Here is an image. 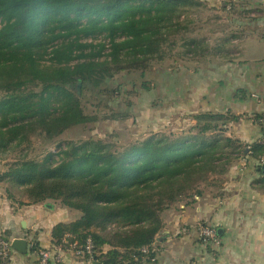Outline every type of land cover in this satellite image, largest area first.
Returning <instances> with one entry per match:
<instances>
[{
    "label": "trees",
    "instance_id": "obj_1",
    "mask_svg": "<svg viewBox=\"0 0 264 264\" xmlns=\"http://www.w3.org/2000/svg\"><path fill=\"white\" fill-rule=\"evenodd\" d=\"M201 4L204 0H0V154L28 144L34 133L51 138L96 120L84 112L80 95L102 93L116 73L142 72L150 60L162 59L182 10ZM224 35L191 36L181 44L183 54L230 59L236 45L227 40L237 34ZM128 116L123 111L110 117ZM190 117L194 123L179 133H150L124 147L89 137L65 141L38 160L24 153L6 164L0 184L24 191L26 200H16L6 188L7 198L19 205L55 200L80 212L78 219L53 227L56 246L64 239L83 244L90 238L100 264H138L153 255L141 248L156 242L164 209L200 193L202 184L221 180L247 152L264 166L259 140L244 144L225 134L239 116L201 111ZM104 245L110 249L103 252Z\"/></svg>",
    "mask_w": 264,
    "mask_h": 264
},
{
    "label": "crops",
    "instance_id": "obj_2",
    "mask_svg": "<svg viewBox=\"0 0 264 264\" xmlns=\"http://www.w3.org/2000/svg\"><path fill=\"white\" fill-rule=\"evenodd\" d=\"M206 1L220 3L225 11L231 4L229 14L243 15L230 23L235 33L239 30L227 40L236 49L230 59H219V68L191 70L186 85L190 83L191 93L177 97L176 112L187 114L190 126L191 114L229 111L239 119L228 123L225 134L251 144L261 136L257 119L264 112V0ZM243 27L254 29L243 34ZM184 86L182 93L187 92ZM258 163L247 152L231 163L221 180L202 184L200 193H189L164 209L163 227L155 238L156 258H143L138 264H264V166L261 169ZM79 217V211L55 200L19 205L0 191V232L11 241L26 242L11 247L4 264H36L37 248L55 245L53 227ZM200 224L215 228L217 243L199 237ZM109 249V245L102 247L103 252ZM62 257L60 264H92L66 247Z\"/></svg>",
    "mask_w": 264,
    "mask_h": 264
},
{
    "label": "rangeland",
    "instance_id": "obj_3",
    "mask_svg": "<svg viewBox=\"0 0 264 264\" xmlns=\"http://www.w3.org/2000/svg\"><path fill=\"white\" fill-rule=\"evenodd\" d=\"M236 16L243 15L237 12L229 14L227 10H221L220 3L213 1L204 0L203 5L185 7L179 16L181 23L178 29L172 31L163 44L162 59L150 60L142 72L136 69L116 73L108 79L106 90L102 93L93 89L92 92L84 91L80 95L84 112L95 116L96 120L71 126L51 138L41 133L30 135L28 144L0 154V172L5 170L8 162L24 153L28 158L38 160L49 152H55L59 144L69 140L100 138L115 142L117 147H124L150 133H179L181 129L188 128L187 114L176 112L177 97L182 98L183 94L191 93L190 83L186 85L187 81L190 82L189 73L193 68H206L208 65L219 68L221 58L212 55L186 57L183 54L185 47L181 44L191 36H210L214 40L235 32L230 23ZM185 24L188 29L182 27ZM252 29L243 27L240 31L247 34ZM183 83L187 90L185 93H182ZM123 111L129 112L130 116L125 119L110 117L111 112ZM6 188L10 189L16 200H26L22 189L2 182L0 191L5 196Z\"/></svg>",
    "mask_w": 264,
    "mask_h": 264
},
{
    "label": "built area",
    "instance_id": "obj_4",
    "mask_svg": "<svg viewBox=\"0 0 264 264\" xmlns=\"http://www.w3.org/2000/svg\"><path fill=\"white\" fill-rule=\"evenodd\" d=\"M258 124L263 128L259 141L264 146V112L257 119ZM260 162H264V155L261 156ZM198 234L199 237L204 241L208 242H218L217 233L213 226L200 224L198 226ZM70 248L74 255L79 258L86 260L87 262L96 261L94 256L96 252L94 251V245L90 238H87L83 244H78L77 241H73L68 243L67 240H63L62 244L53 247H38L37 248V260L36 264H60L62 261V251L64 248ZM11 250V239L5 238L0 232V264H4L9 256ZM141 251L144 253H152V257H150V261H154L157 254V247L155 242H152L148 246H144L141 248ZM190 264H195L191 262Z\"/></svg>",
    "mask_w": 264,
    "mask_h": 264
},
{
    "label": "water",
    "instance_id": "obj_5",
    "mask_svg": "<svg viewBox=\"0 0 264 264\" xmlns=\"http://www.w3.org/2000/svg\"><path fill=\"white\" fill-rule=\"evenodd\" d=\"M17 243H21V244H23V245L26 244V242H25L24 240H21V239H14V240L11 241V247H14L15 244H17ZM92 264H100V263H99L98 261H93Z\"/></svg>",
    "mask_w": 264,
    "mask_h": 264
}]
</instances>
